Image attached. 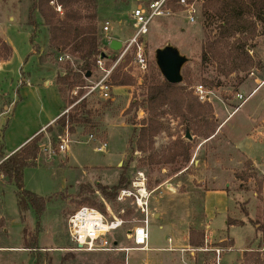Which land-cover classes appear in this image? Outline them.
Returning <instances> with one entry per match:
<instances>
[{"label":"rangeland","instance_id":"374dc122","mask_svg":"<svg viewBox=\"0 0 264 264\" xmlns=\"http://www.w3.org/2000/svg\"><path fill=\"white\" fill-rule=\"evenodd\" d=\"M149 1L100 0L99 29L102 41L105 20L111 22L115 35L122 32L127 36L125 39L131 37L132 12L139 3ZM191 1H196L198 11L195 22L189 20L188 12L179 0H168L169 14L151 21L149 33L145 36L149 61L146 73L141 74L134 67L132 52L116 64L118 52L114 54L113 50L108 51L111 54L108 64L115 66L109 79L112 85L110 96L104 98L98 91L88 96V108L98 110L94 114L99 126L91 127L89 124L78 127L74 133L65 129L58 139L56 122L52 124V129L42 131L37 162L26 167L23 178L26 189L46 199L40 223L33 208L27 210L25 216L21 215L16 184L5 177L0 178V264H62L64 258V264H176L181 252H169L162 248L169 246V237H180V232L184 243L187 234L190 238L191 228V231L204 232L203 246L206 245L203 206L207 213L206 220L211 219L210 233L217 236L208 239H226L215 244L221 246L217 247L222 250L221 262L215 256L213 258L211 252H198L193 264L231 263L244 245L246 250L242 264H264V172L246 161L244 169L237 172L247 177L246 180L234 178L227 186L231 199L216 191L203 198L206 189L225 188L226 179L217 184L208 181L207 177L212 172L222 174L228 165H238L241 151L264 163V23L252 19L245 32L230 36L232 42L249 37V55L255 65L249 71L234 72L225 77L224 70L230 64L224 69L220 62L202 60L206 32L211 31V35L215 36L218 28L204 21V0ZM31 4L32 0H0V38H5L14 52L10 62L0 68V114L6 112L5 106H10L9 112L0 116V151L5 155L64 107L55 80L60 71L68 73L66 63L69 59L60 60L67 53L50 49L48 28L40 15H36L38 28L32 38V26L27 25ZM167 44H172L187 57L183 71L189 73L191 82L188 91L195 96V87L203 84L210 91V99L203 104L202 114L206 118L200 119L199 125L192 122L189 129L180 117L167 111L162 118L166 128L154 137V152L157 153L169 152L176 140H182L189 145L190 161L179 158L176 162L153 165L148 161V156L153 152L140 151L136 140L149 117L143 105L146 97L143 84L157 67L156 50ZM70 61L75 68L74 58ZM116 72L131 75L135 83L114 85L112 78ZM104 73L95 62L92 75L85 76L86 85L100 80ZM48 80L53 82L46 85ZM205 80L221 81V85L216 88ZM84 90L86 92L87 89ZM237 93L248 97L247 101L242 103L236 97ZM83 95L75 87L67 91L66 98L77 97L78 100ZM77 100L72 105H68L66 100L68 108L65 113L77 104ZM106 101L110 103L105 105ZM221 124L215 139L209 140L213 135L206 138L210 130L218 131ZM187 130L192 139L186 137ZM67 132L70 141L67 152H63L60 145ZM90 135H94L95 139H90ZM101 142L107 143L106 151L96 150ZM44 147L49 151H45ZM228 153L233 154L235 163H223L216 167L215 161ZM125 168L129 178L127 187L137 171H143L147 176L154 214L149 224V243L153 249L132 250L129 254L76 250L69 236L68 221L82 206L96 207L111 218L121 215L126 224L115 233V237L123 246L133 247V241L126 232L143 215L129 198L124 201L117 199L120 190L127 187L119 189L114 201L106 200L99 189L101 185L115 187ZM87 199L96 205H90ZM229 208L228 221L235 225L230 227L226 223ZM156 213H160L161 220L156 221ZM246 225L247 229L243 230L242 227ZM229 235L235 240L233 249V239Z\"/></svg>","mask_w":264,"mask_h":264},{"label":"trees","instance_id":"16d2710c","mask_svg":"<svg viewBox=\"0 0 264 264\" xmlns=\"http://www.w3.org/2000/svg\"><path fill=\"white\" fill-rule=\"evenodd\" d=\"M50 1L32 0L27 25L32 26L33 38L38 28L36 15H40L43 24L48 28L50 49L59 53H67L71 60L74 58L76 67L73 68L72 61L68 60L66 63L68 73L60 71L56 80L60 95L65 102L67 100L68 105H72L77 97L67 99V91L78 87L80 95L84 94L85 76L88 72H93L96 59L103 52L101 48L103 41L99 29L100 0H57L63 10L62 13L57 11ZM202 15L204 21L210 24L209 26L216 25L218 28V33L215 36L211 35V31L206 32L202 60L204 62H220L221 65H224V69L230 64L231 66L224 70L225 77H229L234 72L249 71L255 65V61L249 55L251 49L248 46L249 37L232 42L230 36L237 32H245V28L253 22L252 19L264 23V0H204ZM253 26L255 27L254 23ZM12 55V46L0 38V61L9 60ZM182 72L184 83L175 84L166 80L159 68L156 67L143 84L146 89L143 105L148 110L149 117L141 127L136 143L137 148L143 153L150 150L153 152L148 156L149 163L153 165L162 162H176L179 158L185 162H189L191 159L189 145H186L182 140H176L173 144L174 147L169 152H154V137L165 130L162 118L167 111L180 117L184 123H187L189 129H191L190 123L194 122L197 126L200 119L206 118L204 113L202 114V110L204 109L203 104L207 100L203 101L197 94L194 96L192 92L188 91L191 82L189 73L187 70ZM112 79L116 86L135 83L131 75L124 72L114 73ZM244 79L245 77L241 78L240 82ZM205 82L216 88L221 85V81L215 83L214 80H205ZM108 103L110 101H106L104 104ZM67 106L65 108H68ZM96 111L98 110L88 108V97L82 99L69 112L64 113L55 121L59 130L56 138L58 139L64 134L65 129L74 133L78 127L89 124L91 127L99 126V120L94 114ZM47 129H52V125H49ZM209 133L206 138L213 135L215 130H210ZM42 135L43 132H40L8 157L0 151V175L16 184L21 215L25 216V212L33 208L38 216V223H40L45 210L46 199L26 189L23 178L26 167L35 165L37 162L41 150ZM128 185L129 178L125 168L115 187L109 188L101 185L99 189L106 200L114 201L119 189ZM86 201L92 206L96 205L89 199ZM228 224L233 225V222L229 221ZM203 241V231H191L190 244L192 246H203ZM65 259L62 264L65 263Z\"/></svg>","mask_w":264,"mask_h":264},{"label":"built area","instance_id":"2783aa9c","mask_svg":"<svg viewBox=\"0 0 264 264\" xmlns=\"http://www.w3.org/2000/svg\"><path fill=\"white\" fill-rule=\"evenodd\" d=\"M167 1L150 0L148 3H139L135 7L131 15L134 28L133 34L128 39H123L119 36L122 42V48L116 51L119 54L117 55L116 64L129 52H132L134 55V67L141 74L148 71L149 61L145 36L149 33L150 23L155 17L169 14L170 10L167 8ZM179 2L185 7V11L188 12L189 20L195 22L196 14L198 13L196 1L179 0ZM50 3L54 5L57 11L62 12L61 5L57 3V0H51ZM110 27V22L105 21L102 26V32L104 34L103 52L96 59V66L105 73L100 80L84 86V89L87 90L77 100V103L97 91L104 98L110 96V88L112 85H110L109 79L115 69L113 64H108L111 60V54L108 51H112L110 49V43L115 36L111 33ZM103 53L105 56H102ZM68 59L70 60L71 57L67 54L60 57V60ZM195 92L203 101L210 99V91L203 84L197 85ZM236 97L242 103L248 99V97H245L241 93H237ZM68 136L69 133L67 132L66 137L62 138L63 142L60 145V150L63 152H67L68 150V142L70 141ZM90 139H95L94 135H90ZM43 149L49 151L47 147ZM96 150L106 151L107 143L101 142L96 147ZM151 195L152 191L148 188L147 176L143 171H137L130 182V186L121 189L118 194L117 199L119 201H124L129 198L135 209L143 215V218L126 232L127 237L133 241V247L123 246L119 239L115 237V233L126 224V220L121 215L111 218L96 207L82 206L71 215L68 221L69 236L75 249L93 252H126L127 254L132 250H148L150 239L149 224L151 217L154 215L150 205ZM108 211L110 212L109 207ZM215 252H217V259L220 262L221 249L217 248Z\"/></svg>","mask_w":264,"mask_h":264},{"label":"crops","instance_id":"0c3cea01","mask_svg":"<svg viewBox=\"0 0 264 264\" xmlns=\"http://www.w3.org/2000/svg\"><path fill=\"white\" fill-rule=\"evenodd\" d=\"M105 21H108V20H105ZM110 26H111L110 27V31H111V33L114 34L115 32L112 30L111 22H110ZM133 30H134V28L132 26V31ZM118 35L121 36L123 39L127 38V36L125 34H123L122 32L121 33L118 32ZM4 40H6V39L4 38ZM13 54H14V52H13ZM12 57H13V55H12ZM12 57L9 60L0 61V68H2L4 66V64L10 62ZM52 82L53 81L48 80L45 83H46V85H48V84H51ZM55 84H56V86H57V88L59 90V87H58V85L56 83V80H55ZM60 98H61V100L64 103V107L62 108V110L59 113L55 114L54 116L50 117L49 120L44 125H42L38 130H36L33 134H31L28 138H26V140H24L22 143H20L18 146H16L11 152H9L6 155V157H8L9 155H11L15 151H17L19 148H21L23 145H25L30 139H32L34 136H36L37 134H39L40 132L45 130L49 125H52L61 115H63V113L66 112L67 108H65V107L67 106V103L65 102V100L62 98L61 95H60ZM5 110H6V112H3L4 114L9 112L10 106L9 105L5 106ZM2 114H0V116ZM216 116H217V114H216ZM224 122H222V124ZM222 124L220 125L219 130L216 131L213 134V136L209 138V140L215 139L217 137V135H218V133H219V131L221 129ZM237 145L238 144H236V146ZM234 158L235 157L233 156V154L228 153L225 157H222L220 159H217V161H215L216 162V167L217 166L219 167V165H223V163H226V164L228 162L235 163V162H233ZM221 159H225L227 161L223 162ZM220 161L222 162L221 164H220ZM246 161H249L250 165L252 167H255L258 170H261V172H264V163H262V161L260 162L256 158L251 157L247 152L241 151V153L239 154V158L237 160V163H239L238 165H234V164L228 165V169L224 170L222 168V170H224V172L222 174H213V172H212V173H210L211 175H208V177H207L208 181L217 182V184H221L226 179L227 181H225V186H224L225 188H222V186H221V187L206 189L205 192H204L203 198H205L206 194H210L211 192H214V191L219 192L220 194H226L230 198V192L228 191L227 186L230 184L231 180H233L235 178V179H240V180L243 181L244 179L246 180V178H247V177L245 178V176H241L240 174L237 173L238 171H241L242 169H244ZM3 177H4L3 175H0V178H3ZM228 179H230V181H228ZM230 206H231V204H230ZM202 211H203V216L205 218V220H204L205 221L204 230H205L206 236H207V239L205 240L206 241V245L205 246H198V247L192 246L189 243V239H190L189 238V234H187V237L185 238L186 241L183 243L182 239L180 238V237H182L181 236V232H180V237L178 236V237H176V239H173V238L169 237V239H168L169 246L162 248V249H165V250H167L169 252H175V251H180L181 252L180 256L178 257V262L176 264H193L194 260L196 262V257L198 256V252H211L212 255H213L212 257L214 258V256H215V259L217 258V254L215 253L214 249L217 248V247H221V246L215 245V244H216V242H223L226 238L222 237L220 239H217L216 241H212V240L208 239V237H210L211 239H214L217 236L211 235V233H210V231H211V226H210L211 219L206 220L207 213H206V211L204 209V206H203ZM229 211H230V208L228 209L227 217H226L227 225H229L228 224V222H229L228 221ZM156 217L158 218L156 221L161 220L160 213H156ZM230 226H235V225L234 224L233 225H229L228 227H230ZM247 226L248 225L242 227V229L243 230L247 229ZM192 229L193 228L190 229V232H191ZM229 237L233 239V243L231 244L232 245V249H233V247L235 246V240H234V238L231 235H229ZM211 245H214V246H211ZM245 248H246V245H244V247H242L240 249V253L237 255V257L235 259H233V261L231 263H228V264H242L241 259H243V252H244V250H246ZM149 249L150 250L153 249L151 247L150 243H149ZM221 259H222V257L220 256V262H221ZM145 264H150V263L146 262Z\"/></svg>","mask_w":264,"mask_h":264},{"label":"water","instance_id":"95a60500","mask_svg":"<svg viewBox=\"0 0 264 264\" xmlns=\"http://www.w3.org/2000/svg\"><path fill=\"white\" fill-rule=\"evenodd\" d=\"M122 48V42L119 35L116 34L110 43V49L119 51ZM102 56H105L103 53ZM156 64L163 77L171 83L180 84L183 82V68L187 62V57L183 55L175 46L167 44L156 50ZM92 72H88L86 77H90ZM186 137L192 139V135L187 130Z\"/></svg>","mask_w":264,"mask_h":264}]
</instances>
